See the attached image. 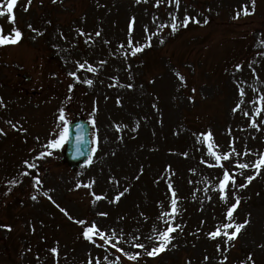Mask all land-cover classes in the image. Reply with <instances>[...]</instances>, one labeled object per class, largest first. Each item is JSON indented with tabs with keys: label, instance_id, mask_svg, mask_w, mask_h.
Instances as JSON below:
<instances>
[{
	"label": "rangeland",
	"instance_id": "obj_1",
	"mask_svg": "<svg viewBox=\"0 0 264 264\" xmlns=\"http://www.w3.org/2000/svg\"><path fill=\"white\" fill-rule=\"evenodd\" d=\"M0 3L6 7V0ZM245 5L251 14H244ZM13 11L15 24L0 17L5 35L14 28L22 33L18 44L0 47V254L7 251L0 264H89L97 258L104 264L105 256L134 264L83 233L93 222L114 229L124 241L164 230L160 213L171 211L169 182L176 190L179 227L166 250L150 257L128 243L120 247L140 252L139 262L147 264H241V251L264 262V169L246 188L230 186L225 204L217 191L222 170L208 166L213 158L207 144L198 142L200 133L211 131L220 153L230 151L234 141L241 153L234 159L251 162L264 154V113L255 116L264 96V0H255L254 11L252 0H180V20L187 15L200 23L175 33L159 27L171 23L174 5L156 7L155 0H31L30 5L17 0ZM148 36L151 47L132 56L128 41L144 44ZM237 46L250 56H231ZM238 85L244 103L234 112L241 99ZM61 109L68 123L86 118L92 125V162L74 171L61 161L66 142L59 149L46 147L62 131ZM250 119L259 128L251 127ZM245 150L252 155L243 156ZM49 151L52 155H41ZM25 161L36 167L27 168ZM243 171L237 185L253 174L251 168ZM93 192L106 198L97 201ZM120 192L124 195L113 202ZM236 196L240 204L233 219L249 223L231 242L211 238ZM5 238L15 243L9 241L6 249Z\"/></svg>",
	"mask_w": 264,
	"mask_h": 264
},
{
	"label": "snow or ice",
	"instance_id": "obj_2",
	"mask_svg": "<svg viewBox=\"0 0 264 264\" xmlns=\"http://www.w3.org/2000/svg\"><path fill=\"white\" fill-rule=\"evenodd\" d=\"M55 2V0H54ZM137 3H140L141 0H136ZM143 2L147 3V0H143ZM162 2H166L169 6L175 7V11L169 13V17L171 20L170 24H161L159 27L160 29L163 28H170L172 33H175L178 31L179 27H187L189 23H197L199 24L200 21L196 19L195 17H190L185 15L183 20H180V18L176 15V12L180 9V0H155V6L160 7ZM31 3V0H29V5ZM17 4V0H6V7L5 4L0 3V17L7 16L9 18V21L13 24H15V15H14V8ZM253 5V11H254V5L255 0H252ZM27 10V9H25ZM244 14L249 15L251 14L248 10L247 5L244 7ZM240 13H237V16L235 18H239ZM158 19V18H157ZM207 23V20L204 21ZM134 24H135V17H133L129 23V34L134 30ZM35 31V30H34ZM80 35H85V33L82 30H78ZM145 31L147 32V26H145ZM42 34V33H41ZM100 32H96V36H100ZM157 35H159V31L157 32ZM22 37V33L18 28L13 29V34H4L3 27L0 26V47L8 46V45H14L18 44L20 39ZM66 39V38H65ZM151 40L152 37L148 36L146 39V42L144 44H138L132 41L131 39L128 41V49L130 50V54L132 56H136L138 53H141L144 51L145 47H151ZM160 43L163 44L164 41L160 40ZM120 47L123 49L125 48V45H120ZM125 55H128V52H125ZM78 67L83 69L85 65L83 63L77 62ZM242 65H237L236 69L239 71L242 69ZM88 71H96L95 68H92L89 66ZM74 79H79V77L76 75L75 72L69 73ZM181 80H183V77H181ZM86 83L91 86L93 81L92 80H86ZM127 87L131 88L133 87L131 84L127 85ZM239 87V95L241 99L238 101L237 106L233 109L234 112L241 111L242 105L244 103L243 97L245 96V91L243 87ZM195 92V89L192 90ZM189 99H194L193 97H190ZM253 104H256V100L251 101ZM0 105H3V100L0 98ZM264 113V96L259 97V107L255 109V116L260 117L261 114ZM245 116H249V113L245 111L243 113ZM58 119L62 122L61 128L62 131L59 133L58 139H53L49 142L46 147L48 149H59L63 146V144L68 140L69 138V129H68V120L65 117L63 109L60 110V114ZM11 123V122H9ZM93 124H95V121H92ZM250 126L253 128H259V124L257 123L256 119H250ZM15 127V125H13ZM120 126L117 125V131H120ZM3 130L0 129V132ZM82 140V137H78V143ZM198 142L202 144H207L208 149V155L213 158L214 163H208V161H204L205 163H208L209 167H219L222 170V179L219 180V187L217 191L219 192V198L225 202V204H228L229 201V191L230 186L231 188H246L248 184L252 182L257 176L261 174V170L264 169V154H259L258 159L251 161V162H241L239 159H234V157L241 156V153L237 152L234 146V141L230 145V151L220 153L216 151V144L214 142V136L211 131H208L206 133H200L198 136ZM41 155H52L51 151L47 153H42ZM185 156L187 153L184 154ZM249 155H252V153L249 150H245L243 153V156L247 157ZM91 159H89V164H91ZM235 165V168L239 169L240 171L238 173H233L230 170V167L226 165ZM25 164L27 168L32 169L35 168L36 165L33 163H30L28 161H25ZM253 169V174L248 175L245 177L247 183L239 184L236 183V176L237 175H244L245 169ZM142 171V170H141ZM195 171V170H193ZM27 175V173H25ZM139 177H137L138 179ZM115 183H119L118 181H114ZM36 183L39 185L41 184V180L39 178L36 179ZM93 184L95 181L92 182ZM88 187H91V185H88ZM168 188L172 193V198L170 201V207L171 211H161L160 213V219L164 220V223L167 225V227L164 230L154 229L155 235H150L148 237H144L143 240L141 239L140 235H133L129 241H124L123 236L118 234L114 229L110 230H102L95 222L89 226L86 231H84L83 235L86 239L91 241L94 245L98 247H105V245H108L111 249H115L116 252L121 253L123 256H126L128 260L130 261H138L140 258V252H135L134 254H130L129 252L125 251L123 247H120L121 243H128L131 248L134 249H140L143 250V252L150 256L154 257L158 255L160 252L166 250L167 245L171 243L172 239L174 238L172 236V233L177 230L179 225L174 224V217L177 214V198H176V190L172 187L171 182L168 184ZM125 191H128V189H125ZM92 195L95 197V200H101L105 199L106 197L101 195H96L94 192ZM124 195V192H120L114 197L113 202H119L120 198ZM49 199H52L51 197H48ZM33 199H36L35 196H33ZM240 204V199L238 196L235 197V202L228 205L226 210V221L225 223H222V225L218 226L215 231L209 233L210 237L215 239L217 237H223L228 242L233 241L236 239L241 232V230L249 223L248 220H245L243 223H236L233 219V214L236 211ZM161 207L163 208V204H161ZM61 211H64L66 215H68L67 211L65 209H61ZM100 216L106 217L108 213L106 212H100L98 213ZM72 219V217H69ZM167 218V219H165ZM171 221V222H170ZM77 223L84 224L85 221L78 220ZM9 227V226H4ZM230 229H234V231H229ZM10 230V228H9ZM94 237L98 238V240L102 243H97V239H94ZM149 242H152L151 245ZM107 251V249H106ZM52 252L55 255H58L57 249H52ZM226 259V258H225ZM249 261L252 260L251 255L247 258ZM89 264H101V261L97 258L95 262L92 260L89 261ZM104 264H120V258L116 257L114 261H109L108 256L104 257ZM254 264V262H253Z\"/></svg>",
	"mask_w": 264,
	"mask_h": 264
},
{
	"label": "water",
	"instance_id": "obj_3",
	"mask_svg": "<svg viewBox=\"0 0 264 264\" xmlns=\"http://www.w3.org/2000/svg\"><path fill=\"white\" fill-rule=\"evenodd\" d=\"M88 133L89 127L86 124L74 123L69 125V142L64 161H68L72 169L84 164L89 158L91 150L90 142L87 138ZM78 137H82L79 143Z\"/></svg>",
	"mask_w": 264,
	"mask_h": 264
},
{
	"label": "trees",
	"instance_id": "obj_4",
	"mask_svg": "<svg viewBox=\"0 0 264 264\" xmlns=\"http://www.w3.org/2000/svg\"><path fill=\"white\" fill-rule=\"evenodd\" d=\"M244 253H245V252H244ZM244 253H243V254H244ZM249 255H251V254H249ZM249 255H247V258H248Z\"/></svg>",
	"mask_w": 264,
	"mask_h": 264
}]
</instances>
